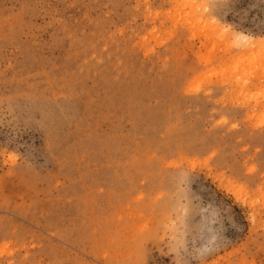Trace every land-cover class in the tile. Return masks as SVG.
Wrapping results in <instances>:
<instances>
[{
	"label": "rangeland",
	"instance_id": "obj_1",
	"mask_svg": "<svg viewBox=\"0 0 264 264\" xmlns=\"http://www.w3.org/2000/svg\"><path fill=\"white\" fill-rule=\"evenodd\" d=\"M243 35L264 0H0V264H264Z\"/></svg>",
	"mask_w": 264,
	"mask_h": 264
},
{
	"label": "bare ground",
	"instance_id": "obj_2",
	"mask_svg": "<svg viewBox=\"0 0 264 264\" xmlns=\"http://www.w3.org/2000/svg\"><path fill=\"white\" fill-rule=\"evenodd\" d=\"M241 42L244 43L245 51H250L252 49H258V50L264 49V37L259 38V37H250V36L243 35ZM240 45L243 46L242 44Z\"/></svg>",
	"mask_w": 264,
	"mask_h": 264
}]
</instances>
